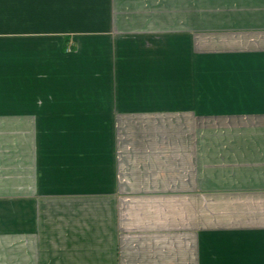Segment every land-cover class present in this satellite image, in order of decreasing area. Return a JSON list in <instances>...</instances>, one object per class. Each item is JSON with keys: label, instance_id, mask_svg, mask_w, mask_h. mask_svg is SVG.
<instances>
[{"label": "crops", "instance_id": "crops-1", "mask_svg": "<svg viewBox=\"0 0 264 264\" xmlns=\"http://www.w3.org/2000/svg\"><path fill=\"white\" fill-rule=\"evenodd\" d=\"M0 264H264V0H0Z\"/></svg>", "mask_w": 264, "mask_h": 264}]
</instances>
